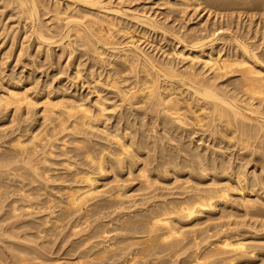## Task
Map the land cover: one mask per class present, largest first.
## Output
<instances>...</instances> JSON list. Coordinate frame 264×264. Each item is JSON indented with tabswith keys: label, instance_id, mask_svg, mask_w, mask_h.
Returning a JSON list of instances; mask_svg holds the SVG:
<instances>
[{
	"label": "bare ground",
	"instance_id": "6f19581e",
	"mask_svg": "<svg viewBox=\"0 0 264 264\" xmlns=\"http://www.w3.org/2000/svg\"><path fill=\"white\" fill-rule=\"evenodd\" d=\"M249 6L0 0V264H264Z\"/></svg>",
	"mask_w": 264,
	"mask_h": 264
},
{
	"label": "rangeland",
	"instance_id": "374dc122",
	"mask_svg": "<svg viewBox=\"0 0 264 264\" xmlns=\"http://www.w3.org/2000/svg\"><path fill=\"white\" fill-rule=\"evenodd\" d=\"M144 1H148V2H149L150 0H144ZM146 4H148V3H146ZM251 7H253V6H251ZM248 8H249V9H247V10H249L248 12H246L247 10H242L243 12H242L241 15H240V17H242L241 19H242L243 21H246V22H247L250 18H251V19L253 18V17H251V13L254 12V11H256L255 9L250 8V6H249ZM222 11H223V13H226L227 10H225V11L222 10ZM229 12H230V11H229ZM190 13H192V12L190 11ZM201 13H203V12H201ZM223 13L221 12V14H223ZM233 13L235 14V11H234ZM248 13H249V14H248ZM204 14H205V13H204ZM252 14H253V13H252ZM185 15H186L185 13H184V14L181 13V15L179 14L178 17H180V16H181V17L184 16V18H185ZM243 15H244V17H243ZM160 16H161V14L159 15V17H160ZM205 16H206V14H205ZM205 16H204V17H205ZM249 16H250V17H249ZM253 16H254L253 20H255V21H259L260 23H263V21H264V14H263L262 16H260V15H259V16H258V15H256V16L253 15ZM257 16H258V17H257ZM181 17H180V19H181ZM248 17H249V18H248ZM184 18H182V19H184ZM191 18H192V17H191ZM185 20H186V19H185ZM185 20H183L184 22H182V20H181V22H182L181 24H184L185 22H187V20H186V21H185ZM190 20H191V21H190L191 23H190L189 21L187 22V23L189 24V26H191V24H192L196 19L193 18V19H190ZM192 21H193V22H192ZM177 23H179V22L177 21ZM254 39H255V38H254ZM162 40H164V39H162ZM162 40H161V41H162ZM164 42H166V40H164V41L161 42V43L164 44L165 46L168 44V45L166 46V48H167V47L169 46V43L166 42V43H167V44H166V43H164ZM1 46H3V44L0 45V47H1ZM165 46H164V47H165ZM7 48H8V47L6 46V47H5V50H6ZM13 48H14V47H13ZM13 48H12V49H13ZM12 49L10 50V48H9V50L12 51L13 53L10 52V51H8V49H7V52H8V53L10 52V53H9V57H10V58H9V57H6V58H9V60L6 59L7 62H6V60L4 59V62H6V64L8 63V61L10 62V60H12V57H13L12 55L14 54V50H12ZM8 53H7L6 55H8ZM16 53H18V52H16ZM11 54H12V55H11ZM15 55H16V54H15ZM15 55H14V56H15ZM16 56H17V55H16ZM16 56H15V57H16ZM82 77L85 78L84 75H83ZM83 78H81V79H83ZM84 86H85V85H84ZM169 179H170V180H169ZM172 179H173V178H171V176H170L168 179H166V182H170V181L172 182V181H173ZM181 255H182V254H178V255H176L175 258H173V262H176V261H177V262L174 263V264H179L178 261H179L180 258L183 256V255H182V256H181ZM175 259H176V260H175ZM173 262H171L170 264H173Z\"/></svg>",
	"mask_w": 264,
	"mask_h": 264
}]
</instances>
